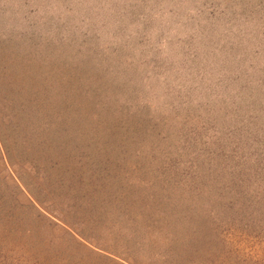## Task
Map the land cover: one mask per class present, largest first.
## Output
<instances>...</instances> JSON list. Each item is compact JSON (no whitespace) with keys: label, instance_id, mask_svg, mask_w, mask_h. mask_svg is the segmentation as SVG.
<instances>
[{"label":"rangeland","instance_id":"1","mask_svg":"<svg viewBox=\"0 0 264 264\" xmlns=\"http://www.w3.org/2000/svg\"><path fill=\"white\" fill-rule=\"evenodd\" d=\"M0 100V264H264V0H0Z\"/></svg>","mask_w":264,"mask_h":264},{"label":"trees","instance_id":"2","mask_svg":"<svg viewBox=\"0 0 264 264\" xmlns=\"http://www.w3.org/2000/svg\"><path fill=\"white\" fill-rule=\"evenodd\" d=\"M3 99H7V97H2ZM7 104H3L0 100V110L2 112L7 111ZM14 119V114L11 113L6 118V124L4 126H9L11 124L12 120ZM3 122H1L0 119V151L3 153L4 159L6 160L8 166L10 169H12L11 175H9V179L11 180L12 184H15V187L19 190L21 194H23L29 203L31 207L35 208L36 213H41V208L45 210V208L42 206L41 201L35 196V194L28 188L27 182L24 180L23 176L21 175L20 171L14 170L12 166V162L14 159L17 158L15 154L13 153V150L15 149V140L13 136H10L3 130ZM17 160V159H16ZM22 163V162H20ZM56 219H58L60 222V218L57 216H54ZM60 223H57L54 221V225H58ZM63 225L61 226V228ZM75 244H77L79 247L87 250L89 253H92L96 255L97 257L101 258L104 262L107 264H138V262H135V260H129L128 258L122 257L118 254H115L113 252L104 250L103 252H95L93 248H89L88 246L84 245L81 241L75 240ZM12 248V247H8ZM14 249H17L16 247H13ZM10 250V249H9ZM16 252V251H15ZM14 252V253H15Z\"/></svg>","mask_w":264,"mask_h":264}]
</instances>
